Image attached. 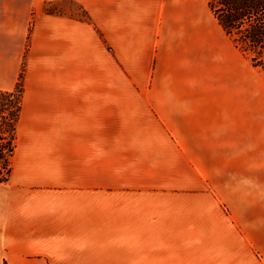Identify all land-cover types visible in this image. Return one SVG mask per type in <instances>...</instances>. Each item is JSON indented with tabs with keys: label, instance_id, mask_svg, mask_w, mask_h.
I'll use <instances>...</instances> for the list:
<instances>
[{
	"label": "crops",
	"instance_id": "1",
	"mask_svg": "<svg viewBox=\"0 0 264 264\" xmlns=\"http://www.w3.org/2000/svg\"><path fill=\"white\" fill-rule=\"evenodd\" d=\"M55 1L0 0L2 264H264V77L208 0Z\"/></svg>",
	"mask_w": 264,
	"mask_h": 264
},
{
	"label": "trees",
	"instance_id": "2",
	"mask_svg": "<svg viewBox=\"0 0 264 264\" xmlns=\"http://www.w3.org/2000/svg\"><path fill=\"white\" fill-rule=\"evenodd\" d=\"M218 25L254 68L264 73V0H208ZM24 70L14 90H0V184L13 175L24 102ZM4 264H9L4 260Z\"/></svg>",
	"mask_w": 264,
	"mask_h": 264
},
{
	"label": "rangeland",
	"instance_id": "3",
	"mask_svg": "<svg viewBox=\"0 0 264 264\" xmlns=\"http://www.w3.org/2000/svg\"><path fill=\"white\" fill-rule=\"evenodd\" d=\"M204 2L205 0H192L193 6L197 9L198 13H202V9L205 6ZM41 9L43 12H47V13L65 14L67 16L77 18V19H87V16L85 15V13L82 12L81 9L72 0H57L53 3L47 2L42 5ZM33 19L34 18H32L30 25L34 23ZM201 22L206 26L207 32L211 38H213L214 40L215 39L218 40L220 37H222V36H219L217 33L218 26L216 22L213 20V18H211L210 16L206 20L202 18ZM28 46H29V42H27L26 44L25 55L23 56L21 71L24 70V72H25V65H26L25 58H26ZM262 75L264 77L263 72H262ZM3 253H4V247L1 245L0 246V258H2ZM0 264H2L1 259H0Z\"/></svg>",
	"mask_w": 264,
	"mask_h": 264
}]
</instances>
